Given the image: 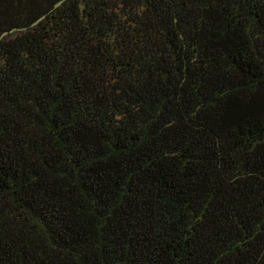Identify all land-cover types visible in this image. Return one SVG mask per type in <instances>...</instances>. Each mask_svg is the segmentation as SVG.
<instances>
[{
	"label": "trees",
	"instance_id": "16d2710c",
	"mask_svg": "<svg viewBox=\"0 0 264 264\" xmlns=\"http://www.w3.org/2000/svg\"><path fill=\"white\" fill-rule=\"evenodd\" d=\"M0 264H264V0H0Z\"/></svg>",
	"mask_w": 264,
	"mask_h": 264
}]
</instances>
